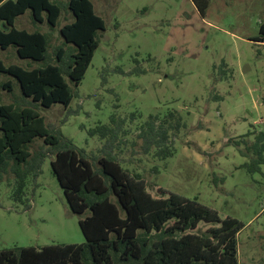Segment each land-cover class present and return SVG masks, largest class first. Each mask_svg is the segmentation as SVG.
I'll return each mask as SVG.
<instances>
[{
  "label": "rangeland",
  "instance_id": "obj_1",
  "mask_svg": "<svg viewBox=\"0 0 264 264\" xmlns=\"http://www.w3.org/2000/svg\"><path fill=\"white\" fill-rule=\"evenodd\" d=\"M90 2L104 31L70 104L37 110L49 132L92 158L107 150L88 131L108 126L111 116L123 120L129 134L113 153L120 165L138 173L153 197H161L162 188L242 222L239 263L264 264V165L248 173L242 168L248 158L228 144L252 129L264 130V45L250 41L264 20V0H208L204 17L191 0ZM58 23L63 25L62 18ZM14 26L47 34L57 29L33 22L28 12ZM13 51L0 50V60L24 68L41 65ZM12 82L11 93L0 91L1 103L22 99ZM167 111L178 112L185 127L174 139V154L158 160L142 153L137 129L149 115ZM40 144L36 138L28 150ZM52 159L46 156L38 176L29 178L27 210L11 199L14 178L0 174V250L84 242L80 216L66 203Z\"/></svg>",
  "mask_w": 264,
  "mask_h": 264
},
{
  "label": "trees",
  "instance_id": "obj_2",
  "mask_svg": "<svg viewBox=\"0 0 264 264\" xmlns=\"http://www.w3.org/2000/svg\"><path fill=\"white\" fill-rule=\"evenodd\" d=\"M191 1L204 17L208 0ZM26 12L33 22L46 23L56 32L16 28V18ZM103 31L104 22L90 0H0V50L11 47L19 59L41 63L24 68L0 60V91L11 93L14 79L22 97L16 104L0 100V174L14 178L11 199L27 210L29 178L35 179L43 159L52 156L51 172L70 211L80 216L78 226L84 238L82 244L6 248L0 250V264H240L242 222L220 218L197 199L162 188H158L161 197H153L138 173L120 165L113 153L129 134L123 120L111 116L108 126L88 131L107 150L89 158L71 140L56 131L50 133L39 115L40 108L70 104L73 88L83 80ZM250 41L264 45V20ZM184 127L176 111L149 115L137 129L142 153L158 160L171 157L174 139ZM36 138L41 144L31 153L28 146ZM228 144L248 158L242 168L248 173L260 171L264 130L252 129ZM203 225L207 227L202 229Z\"/></svg>",
  "mask_w": 264,
  "mask_h": 264
}]
</instances>
